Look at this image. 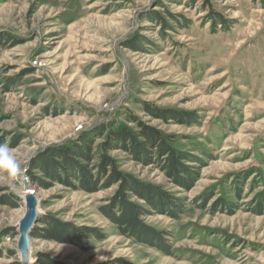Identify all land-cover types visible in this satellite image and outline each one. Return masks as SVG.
Segmentation results:
<instances>
[{"label":"rangeland","instance_id":"rangeland-1","mask_svg":"<svg viewBox=\"0 0 264 264\" xmlns=\"http://www.w3.org/2000/svg\"><path fill=\"white\" fill-rule=\"evenodd\" d=\"M0 33L15 41L0 49V143L27 168L39 221L51 216L102 236L88 250L32 238L33 261L264 264V0H0ZM139 124L193 158L185 161L192 189L158 158L143 164L115 143L108 150L105 127L143 143ZM83 140L91 160L78 163L92 176L105 147L117 170L155 198L182 200L175 220L128 196L145 208L142 223L165 234L171 255L124 236L103 214L119 185L103 180L89 193L76 181L70 187L61 169L41 171L43 155L84 149ZM24 212L0 179V264H21Z\"/></svg>","mask_w":264,"mask_h":264},{"label":"trees","instance_id":"trees-1","mask_svg":"<svg viewBox=\"0 0 264 264\" xmlns=\"http://www.w3.org/2000/svg\"><path fill=\"white\" fill-rule=\"evenodd\" d=\"M6 39L15 42L6 34L0 33V49H3L6 44ZM141 125V124H139ZM104 128V127H103ZM102 128V129H103ZM101 129V128H100ZM108 129V130H107ZM108 134L107 144L108 150H111L112 144L119 145L118 147L126 149L131 152L136 159L143 164L150 163L152 159L158 158V163L162 164V169L168 173L172 180L184 190L193 188L194 179L189 175V168L185 161L193 159L190 155L176 152L170 144V141L164 137L159 130H154L141 125L143 143L139 142L136 136L126 128L115 130L112 125L105 127L103 131ZM83 147H75L66 153L50 152L48 155H43L39 159V167L41 171L50 176H55L57 168L65 174L70 187L72 182L76 181L80 187L89 193L97 192L101 181L106 180L105 187H112L119 185L118 191L112 203L102 209L103 214L120 230V232L131 239H135L140 244L156 247L162 252L171 255V245L165 239V234L142 223L141 218L146 214V210L142 205L133 203L129 200V193L135 195L140 200H144L150 204V207L157 211V213L167 215L175 220L185 212V205L182 200L167 199L157 196L153 189L147 184L138 182L117 170L116 163L107 156L105 147L99 155V167L97 176H92L88 173L78 161H90V151L83 140ZM161 161V162H160ZM181 174L187 175L181 177ZM190 177V178H189ZM163 197V195H162ZM213 196L208 194L201 198V208H204L206 203L211 200ZM220 205L226 203L223 200L219 201ZM218 203V204H219ZM216 203L214 207H216ZM42 225V228H35L32 233V238H44L54 240L60 243L74 245L83 250L90 248V242L93 238L102 237L92 228L88 227H74L63 223L51 216H46L38 221L37 224ZM36 264H63L47 255H42L38 258Z\"/></svg>","mask_w":264,"mask_h":264},{"label":"water","instance_id":"water-1","mask_svg":"<svg viewBox=\"0 0 264 264\" xmlns=\"http://www.w3.org/2000/svg\"><path fill=\"white\" fill-rule=\"evenodd\" d=\"M21 199L24 202L25 212L16 224L18 232L16 250L21 264H36L32 257V233L42 215L40 201L33 190L26 191Z\"/></svg>","mask_w":264,"mask_h":264},{"label":"clouds","instance_id":"clouds-1","mask_svg":"<svg viewBox=\"0 0 264 264\" xmlns=\"http://www.w3.org/2000/svg\"><path fill=\"white\" fill-rule=\"evenodd\" d=\"M0 179L7 181L11 191L21 198L31 182L27 168L22 166L15 150L7 143H0Z\"/></svg>","mask_w":264,"mask_h":264},{"label":"bare ground","instance_id":"bare-ground-1","mask_svg":"<svg viewBox=\"0 0 264 264\" xmlns=\"http://www.w3.org/2000/svg\"><path fill=\"white\" fill-rule=\"evenodd\" d=\"M28 191V190H27Z\"/></svg>","mask_w":264,"mask_h":264}]
</instances>
